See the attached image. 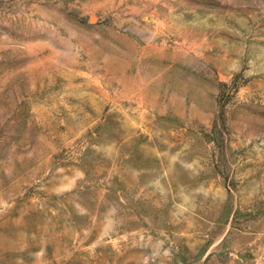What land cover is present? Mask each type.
Masks as SVG:
<instances>
[{
    "label": "rangeland",
    "instance_id": "1",
    "mask_svg": "<svg viewBox=\"0 0 264 264\" xmlns=\"http://www.w3.org/2000/svg\"><path fill=\"white\" fill-rule=\"evenodd\" d=\"M0 264H264V0H0Z\"/></svg>",
    "mask_w": 264,
    "mask_h": 264
}]
</instances>
